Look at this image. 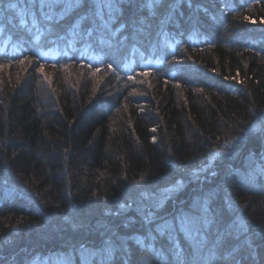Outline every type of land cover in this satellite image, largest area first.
<instances>
[{"label":"trees","instance_id":"trees-1","mask_svg":"<svg viewBox=\"0 0 264 264\" xmlns=\"http://www.w3.org/2000/svg\"><path fill=\"white\" fill-rule=\"evenodd\" d=\"M175 17L166 35L101 50L37 41L0 13L2 264H100L103 241L145 231L135 206L119 205L165 188L174 191L158 212L168 218L211 190L222 208L227 192L238 207L223 224L242 213L264 264V0H182ZM129 248V264H159Z\"/></svg>","mask_w":264,"mask_h":264},{"label":"snow or ice","instance_id":"snow-or-ice-1","mask_svg":"<svg viewBox=\"0 0 264 264\" xmlns=\"http://www.w3.org/2000/svg\"><path fill=\"white\" fill-rule=\"evenodd\" d=\"M181 2L182 0H9L6 5H0V13L4 17V27L18 24L27 32L34 33L30 38L37 41L43 37L49 43L60 41L72 47H98L103 50L105 46L109 49L124 48L130 43L135 47L141 42L151 41L153 35H166L169 25L176 23L175 14ZM76 13L79 14L74 22L65 27V19ZM244 19L250 17L245 16ZM28 59L25 57L20 63L23 64ZM108 67L112 68V65L109 64ZM36 71L43 74L44 65L41 64ZM141 74L148 75L147 72ZM45 79L48 77L45 76ZM256 127L258 125L253 124V128ZM259 140L264 143V135ZM169 163L175 166L173 160L170 159ZM211 167L209 162L191 170L188 175L193 181H202ZM260 174L264 175V167H261ZM210 175L215 176L216 173L212 171ZM253 179L254 177H240L241 182ZM140 180H144L143 175ZM229 181L231 182V176ZM173 191L174 188H165L159 194L143 191L137 199L121 203L119 208L125 212L135 206L144 234L117 237L119 243L112 237L103 241L99 253L100 264H106L114 253L120 254L121 264H129V241H135L137 245L155 253L159 264H245V261L256 264L258 252L249 243L248 224L243 214L235 215L229 223L223 224L224 211L235 213L238 207L227 192L223 197L222 208L211 207L217 198V190H211L203 197L196 198L187 212L181 210L172 218L159 215L158 210ZM92 195L96 196V193ZM108 214L118 216L120 212ZM135 223L136 220L129 217L125 227ZM181 235L188 244L187 249L180 244ZM258 235L264 239V233ZM241 237L244 239L239 246L230 243Z\"/></svg>","mask_w":264,"mask_h":264}]
</instances>
